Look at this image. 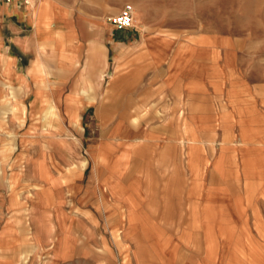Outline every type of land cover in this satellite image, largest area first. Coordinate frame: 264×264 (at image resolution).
Instances as JSON below:
<instances>
[{
    "label": "crops",
    "instance_id": "crops-1",
    "mask_svg": "<svg viewBox=\"0 0 264 264\" xmlns=\"http://www.w3.org/2000/svg\"><path fill=\"white\" fill-rule=\"evenodd\" d=\"M71 1L0 0V177L18 179L0 188V208L11 193L23 207L28 192L57 225L69 206L91 225L110 220L122 264L145 253L152 264H264V97L234 46L143 40V28L115 30L104 2ZM122 49H144L146 63L116 72ZM145 97L166 114L131 124ZM102 111L85 162L71 164L81 147L63 130L90 129L84 117ZM3 230L0 250L17 239Z\"/></svg>",
    "mask_w": 264,
    "mask_h": 264
},
{
    "label": "rangeland",
    "instance_id": "rangeland-1",
    "mask_svg": "<svg viewBox=\"0 0 264 264\" xmlns=\"http://www.w3.org/2000/svg\"><path fill=\"white\" fill-rule=\"evenodd\" d=\"M103 2L113 8L114 14L118 13L123 5L130 4L134 9L132 27L143 28V40L161 35L174 40L216 41L221 45H233L234 55L239 58L240 69L251 76V84L258 88L256 93L260 98L264 97V0L71 1L76 8L85 11L98 9ZM120 52L115 65L118 73L130 70L135 62L147 61L148 56L143 54L144 49L142 55L138 54L141 50L122 49ZM113 103H117L118 107L120 98H113ZM142 103L129 106V118H134L131 124H139L141 119L152 114L156 117L166 114L165 108L164 112L160 110L156 98L145 97ZM95 113L91 112L84 117V121L95 128L88 129L78 124L75 128L63 130V136L73 138L81 147L79 156L70 160L71 164L80 166L85 162L87 151L84 147L86 148L88 132L90 135H97L99 130L95 125L104 121L105 117L103 111ZM106 115V120L114 121L120 114ZM41 133L48 135L51 131L44 129ZM19 168L22 169V165ZM1 172L0 188L8 190L13 184L10 187L13 191L17 177L11 176V172L7 173L5 170ZM9 194L10 192H5L0 195L8 198ZM11 194L12 208H0V229H5L2 232L6 233L12 229L10 234L17 238L15 246L13 241L12 245H6L0 250V256L3 260L9 259V264H122L115 250L119 248L121 226L112 224L110 220L105 223L103 217L99 224L91 225L86 217H74L71 206L64 209L69 213V216L63 218L64 224L57 225L51 211H45L34 204V194L25 193L29 199L21 208H16L17 194ZM1 236L5 237L6 234ZM2 240L5 238L0 241ZM143 260L144 264H152L147 253L144 254Z\"/></svg>",
    "mask_w": 264,
    "mask_h": 264
},
{
    "label": "built area",
    "instance_id": "built-area-1",
    "mask_svg": "<svg viewBox=\"0 0 264 264\" xmlns=\"http://www.w3.org/2000/svg\"><path fill=\"white\" fill-rule=\"evenodd\" d=\"M24 6H30L33 0H18ZM134 9L130 4H125L118 13L110 15L106 20L112 24L115 30H123L133 26Z\"/></svg>",
    "mask_w": 264,
    "mask_h": 264
},
{
    "label": "bare ground",
    "instance_id": "bare-ground-1",
    "mask_svg": "<svg viewBox=\"0 0 264 264\" xmlns=\"http://www.w3.org/2000/svg\"><path fill=\"white\" fill-rule=\"evenodd\" d=\"M133 23H134V14H133ZM138 23V22H137ZM15 199V198H14ZM12 202H14V201H12ZM18 203V202H17Z\"/></svg>",
    "mask_w": 264,
    "mask_h": 264
}]
</instances>
